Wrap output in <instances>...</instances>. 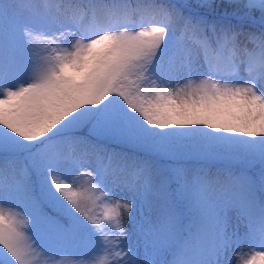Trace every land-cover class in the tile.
<instances>
[{
    "label": "snow or ice",
    "instance_id": "1",
    "mask_svg": "<svg viewBox=\"0 0 264 264\" xmlns=\"http://www.w3.org/2000/svg\"><path fill=\"white\" fill-rule=\"evenodd\" d=\"M224 6L0 0V264H264V0Z\"/></svg>",
    "mask_w": 264,
    "mask_h": 264
},
{
    "label": "rangeland",
    "instance_id": "2",
    "mask_svg": "<svg viewBox=\"0 0 264 264\" xmlns=\"http://www.w3.org/2000/svg\"><path fill=\"white\" fill-rule=\"evenodd\" d=\"M254 32V30H251ZM186 168L201 167L197 164H188L184 166ZM203 167H206L210 172L215 173L217 170L225 168L224 165H209L204 164ZM82 183V181H81ZM95 214L101 215L105 211L103 205L98 207H93L92 209ZM100 213V214H99ZM126 227H131L127 223L128 213H123ZM109 257L105 255H97L96 251L90 247L79 245V246H69L64 248H58L53 251L47 252H37L36 255L32 257V264H108Z\"/></svg>",
    "mask_w": 264,
    "mask_h": 264
},
{
    "label": "trees",
    "instance_id": "3",
    "mask_svg": "<svg viewBox=\"0 0 264 264\" xmlns=\"http://www.w3.org/2000/svg\"><path fill=\"white\" fill-rule=\"evenodd\" d=\"M189 3H193L195 4L196 0H188ZM215 2L217 4L221 3V0H215ZM241 2L243 3L244 0H241ZM224 3V7L218 8L217 9V13L219 15H224L225 13H232L233 12V8L232 7H228L227 6V0H223ZM261 13L259 12V10H255L252 12L251 15V21L250 23L252 24L251 30H254V32L257 31L258 28V21H259V17H260ZM249 27V25H246V29ZM205 131H211L209 129H205ZM82 135H86L87 134V129L82 130L81 132ZM116 150H123V151H127V152H132L134 151L133 149H131V146L128 145H119ZM131 154V153H129ZM156 163L161 165V166H173V165H177V166H186L187 164H205V163H218V164H222V165H227L229 166V162L225 161V160H221V159H207V160H193V159H177V160H168V159H157ZM100 214V213H99Z\"/></svg>",
    "mask_w": 264,
    "mask_h": 264
}]
</instances>
